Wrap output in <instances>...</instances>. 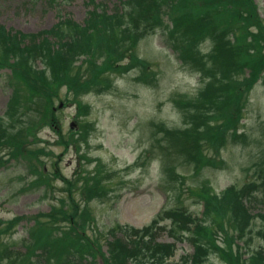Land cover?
I'll return each mask as SVG.
<instances>
[{"label": "trees", "instance_id": "trees-1", "mask_svg": "<svg viewBox=\"0 0 264 264\" xmlns=\"http://www.w3.org/2000/svg\"><path fill=\"white\" fill-rule=\"evenodd\" d=\"M89 3L94 9L88 13L85 26L62 21L38 34H11L0 26V67H10L24 87L26 107L20 114L19 88L7 113L10 124L0 119V150L33 164L39 177L34 184L52 182V176L39 171L38 166L42 165L41 154L51 156L53 152L46 153L37 145L42 126L56 123L54 114L48 111L50 99L63 86L75 100L108 89L106 67L115 66L125 54L136 61L134 52L139 41L163 26L168 44L186 65L201 74L203 84L196 97L174 100L183 116L181 128L159 127L162 136L158 139V157L163 173L175 181L180 175L178 166L195 172L214 167L206 152L219 155L229 143L244 136L238 131L248 94L259 79L264 85V21L256 0H123L113 14L102 6L98 8L95 2ZM164 15L170 18L171 27L164 24ZM206 39L213 42V47L209 54L202 55L198 45ZM81 55L90 60L76 67V57ZM37 59L45 70L32 66ZM98 59H104L103 65ZM83 130L81 141L86 140L88 127ZM58 139V145L66 149L72 144L80 148L73 136L58 133ZM33 145L36 147L32 149ZM6 161L0 156V168ZM107 173L106 166L99 164L91 173L84 169L75 182H63L69 193L64 209L46 215L49 221L32 232L33 243L18 258V264H96L97 253L104 264H176L171 261L176 245L158 240L160 230L165 229L160 224L166 220H172V234L178 241L194 246V252L183 255L178 264H206L213 254L228 264L261 261L262 252L254 246V240L256 236L264 238V213L258 215L262 228L255 233L252 206L264 200V167L259 171L260 181L231 186L221 195L202 188L199 199L204 211L200 218L173 208L164 210L145 227L119 226L110 234L105 253L99 234L88 233L85 224L90 226L92 222L89 203L102 199L109 189ZM76 191L86 201L83 207L73 198ZM60 222L69 226L56 232L54 227ZM242 249L251 254L248 261L242 259Z\"/></svg>", "mask_w": 264, "mask_h": 264}, {"label": "rangeland", "instance_id": "rangeland-1", "mask_svg": "<svg viewBox=\"0 0 264 264\" xmlns=\"http://www.w3.org/2000/svg\"><path fill=\"white\" fill-rule=\"evenodd\" d=\"M99 1L111 10L120 7V0ZM256 1L264 19V0ZM87 11L85 0H69L66 4L50 0H0V25L11 33L35 34L51 29L64 18L83 24ZM162 33H165L164 28H160L157 34H149L134 52L147 66L136 62L129 67H118L110 74L112 87L109 90L92 93L83 99V103L91 108L90 115L83 114L77 120V105L58 109L61 101L67 98L64 90L59 98L53 100L61 134L78 133L85 123L91 125L89 146L81 150L73 146L68 149L59 147L58 132L49 124L42 126L39 132L42 142L37 145L54 151L56 157L49 161L47 156H42L44 160L38 170L47 176L57 174L55 181L42 183V186L33 185L38 178L33 164L24 158L9 157V151L0 150V156L7 159L0 169V245L7 244L0 246V264H14L10 263L11 259L18 252L25 251L26 244L32 240L29 235L37 228L41 214L63 208L69 193L62 183L65 180L75 182L84 169L91 173L100 162L106 165L109 189L102 199L89 203L92 222L90 226L85 224V228L91 234H99L102 245L119 226L144 227L165 208L179 207L193 217H200L203 202L198 198L204 187L221 195L230 186L260 181L259 171L264 167V87L260 82L249 94L242 120L240 132H245V141L231 142L221 151L222 159L215 161L214 168L195 172L193 168L178 166L180 175L175 181L164 177L158 157V139L162 136L159 127L183 125L182 114L172 104L171 97L175 93L194 95L202 82L196 70L181 64L178 55L166 45ZM36 66L43 68L41 63ZM145 67L150 68L146 70ZM19 88L22 91L18 111L23 114L26 108L23 86L13 77L9 67H0V118L5 117L15 89L18 91ZM32 116L35 115L32 113ZM5 120L10 124L7 117ZM151 123H158V128ZM35 147L31 146L32 149ZM84 154L88 162L81 158ZM73 198L80 207L86 202L81 194H73ZM252 207L255 214L259 213L258 210L264 209V200L255 202ZM258 218L253 222L255 233L262 228ZM39 220L45 221V218ZM3 222L8 225L4 226ZM68 226L61 223L54 229L58 232ZM160 226L165 229L160 230L159 241L177 242L176 255L172 259L174 263L193 252L189 242L178 241L173 236L172 220L163 221ZM254 246H264V238L256 236ZM106 250L105 246L102 247V251ZM96 258L102 260L98 255ZM206 264L228 263L218 254H213Z\"/></svg>", "mask_w": 264, "mask_h": 264}]
</instances>
